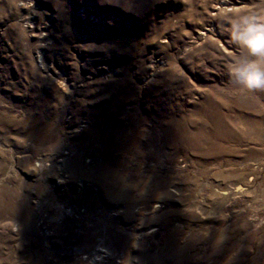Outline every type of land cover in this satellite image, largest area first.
Returning a JSON list of instances; mask_svg holds the SVG:
<instances>
[{
  "label": "rangeland",
  "instance_id": "1",
  "mask_svg": "<svg viewBox=\"0 0 264 264\" xmlns=\"http://www.w3.org/2000/svg\"><path fill=\"white\" fill-rule=\"evenodd\" d=\"M252 12L0 0V264H264V90L226 74Z\"/></svg>",
  "mask_w": 264,
  "mask_h": 264
},
{
  "label": "clouds",
  "instance_id": "2",
  "mask_svg": "<svg viewBox=\"0 0 264 264\" xmlns=\"http://www.w3.org/2000/svg\"><path fill=\"white\" fill-rule=\"evenodd\" d=\"M228 38L240 50L226 66L229 82L240 91L264 90V15L237 14L229 22Z\"/></svg>",
  "mask_w": 264,
  "mask_h": 264
},
{
  "label": "bare ground",
  "instance_id": "3",
  "mask_svg": "<svg viewBox=\"0 0 264 264\" xmlns=\"http://www.w3.org/2000/svg\"><path fill=\"white\" fill-rule=\"evenodd\" d=\"M104 171V170H103ZM107 171V170H106ZM111 172V171H110ZM100 173V172H99ZM99 173H97V174H99ZM106 174V173H105ZM98 240V239H97Z\"/></svg>",
  "mask_w": 264,
  "mask_h": 264
}]
</instances>
